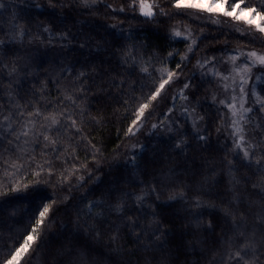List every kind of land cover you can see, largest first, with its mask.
<instances>
[{
  "label": "trees",
  "instance_id": "16d2710c",
  "mask_svg": "<svg viewBox=\"0 0 264 264\" xmlns=\"http://www.w3.org/2000/svg\"><path fill=\"white\" fill-rule=\"evenodd\" d=\"M0 2L6 4L0 9V39L5 41L0 45V108L9 107V97L5 93L9 90V81H13L11 90L20 103L40 101L43 95L53 104L67 105L80 122L85 137L81 139L80 134L72 129L69 132L72 139L69 141L68 136L64 137L71 143L68 153H63L62 145H57L63 153L59 158L58 153L48 150L44 159L52 161L51 176L48 165L42 171L36 167L37 163L44 162L38 146L36 161L30 167L25 165L23 175L17 173L18 181L23 179L30 185L26 191H10L13 187L9 182L11 177L4 175V165L0 164V181L8 193L0 196V264L30 232L38 210H42L41 205L50 204L53 200L56 203L45 219L42 237L33 243L21 264L25 261L27 264H46L61 243L87 246L92 264H115L117 260L128 258L129 253L134 259L152 255L143 251L144 246L158 249L161 244L164 247L155 254L174 253L175 264H207L209 252L205 250L201 254L198 240L205 239L215 245L222 232L230 229V224L219 208L211 209L207 205L196 208L194 197L199 196L203 201L217 205L228 204L233 196L228 175L229 161L233 162L237 178L245 181L236 186V191L240 194L239 209L249 220L257 211L255 206L249 209V202L259 200L261 196L259 190L251 186L257 180L255 164L249 166L242 152L237 154L239 150L234 149L227 130L217 131L221 116L230 113L218 104L217 98L213 100V95L216 96L214 78L209 74L202 75L213 66L198 68L197 60L214 56L215 65H218L238 48L264 50V35L251 28L250 32L237 35L230 27H214L207 22L200 24L187 11L172 7L174 0H158L168 15L157 11L154 18H145L138 10L133 12L129 8L130 0H100L91 10L79 7L77 0ZM246 2L256 4L259 0ZM51 4L57 7L53 8ZM61 4L67 7H60ZM106 5L117 10L123 7L125 11L114 12ZM13 22L25 32L22 41L18 38L10 42L6 35L12 30ZM175 26H186L199 37L194 53L187 52V40L170 34ZM45 28L49 31H44ZM62 34H67V39H63ZM132 45L139 49L136 53L138 62L124 64L122 50ZM186 54L188 60L181 62V57ZM140 59L147 62L148 73L140 71ZM24 60H28L32 68L24 66ZM178 63L181 64L180 69H176ZM5 64L9 68L15 65L17 71L9 76ZM162 67L178 72L179 79L173 84L177 83L179 88H183L184 82H190L185 94L197 115L204 117L201 130L193 128L189 119L181 118L174 111L173 115L179 120L173 125L172 137L163 138L149 132V125L134 136L126 135L132 110L137 101L146 97L154 87V82L161 75L157 70ZM81 72L84 76L77 79ZM121 82L123 87H118ZM45 83L46 90L42 91ZM81 83L85 93H77L76 96L86 97L82 104L79 98L77 100L85 109L83 116L79 115V107L61 96L64 90L71 94V89ZM157 102L158 99L152 102L149 112L153 109L156 112ZM40 103L43 105L44 101ZM250 115L254 120H264V113ZM146 116L149 124L157 117L156 114L148 116V112ZM158 118L160 124L164 117ZM3 136L4 129L0 127V137ZM199 136L205 139H199ZM254 136L259 139L264 136V131L257 129ZM252 137L250 132L249 138ZM181 140L185 142L180 144ZM89 141L96 145L98 152H93ZM4 147L11 146L0 139V150ZM133 155L135 165L130 163ZM82 164L86 167H81ZM35 171H41V175L34 176ZM61 173L65 176L63 184L59 183ZM37 180L40 183H34ZM152 185L156 186L158 199L149 191ZM142 191L148 195L137 204L135 195ZM181 191L183 199L179 195ZM124 193L129 195L124 196L126 204L121 217L110 211L108 205L115 203ZM173 195L175 199H170ZM88 201L105 202V218L101 221L84 217L78 225L75 223L77 216L82 210L86 211ZM197 216L201 219L199 232L192 226ZM133 221L137 225L135 232L143 236L139 243L132 234ZM154 222L160 226L157 235L163 233L159 241L152 235ZM91 223L100 229L99 236L88 228ZM117 225H120V254L113 250L116 245L110 239ZM36 244L41 247L33 254Z\"/></svg>",
  "mask_w": 264,
  "mask_h": 264
},
{
  "label": "snow or ice",
  "instance_id": "6c2138e0",
  "mask_svg": "<svg viewBox=\"0 0 264 264\" xmlns=\"http://www.w3.org/2000/svg\"><path fill=\"white\" fill-rule=\"evenodd\" d=\"M78 6L84 9H95L99 4L100 0H77ZM228 9L226 10L225 6ZM51 7L55 8L57 5L51 4ZM60 7H67V5H59ZM6 7V4L0 2V9ZM106 7L112 9V11L124 12L125 9L121 7L120 9L113 8L112 5H106ZM177 10L190 9L195 10L196 13H208V14H222L224 17L232 18L235 21H243L250 28H253L259 34L264 35V0H259L258 3L252 4L246 2V0H174L172 4ZM129 8L136 12L138 10L139 14L145 18H154L157 11L161 15H168V13L160 6L158 0H130ZM239 9V12L237 10ZM218 22V21H214ZM113 28L116 25H112ZM18 29V33H17ZM44 31L48 32L49 29L45 28ZM173 34L176 37H181L187 41H190L187 47L188 53H194L197 46L199 37L195 36L192 31L187 30V34L184 35L181 31L173 29ZM10 42H15L18 38L22 41L25 32L23 28L12 23V30L7 33ZM51 35V33H50ZM63 39H67V34H62ZM5 43L4 40L0 39V45ZM83 46V45H81ZM122 61L124 64H136L137 54L139 49H136L134 45L130 46L126 50H122ZM169 56L172 55L171 52L168 53ZM243 57V60L241 58ZM188 55L181 57V62L188 60ZM216 57H202L197 60L198 68H205L207 65H212L215 68ZM229 61L231 62L230 71L227 75L223 73H218L212 71L213 76L220 77V87L225 92L231 89V94L219 100V104L223 105L230 115L221 116V124L217 131L225 129L228 131L229 136L232 139L233 146L235 150L242 152L243 159L247 161L249 166L253 163L256 167L257 180L252 183L253 189H258L261 199L250 201L249 209L253 206L257 208V211L249 220V217L245 215L243 211L239 209L240 194L236 191V186L244 183L241 178H237L235 175V169L232 166V161H229V172L230 177L229 183L232 186L231 191L233 196L231 200L226 205H217L215 203H209L203 201L199 196L194 197V205L196 208H201L205 205L211 209L219 208L225 220L230 224V229L228 231L222 232L216 241L215 245L209 244L205 239L198 240L200 244L201 254L207 250L209 255L207 257V264H264V136L256 139L254 136L255 130L259 129L264 131V120H254L253 116L250 114H255L256 112L264 113V95H261L259 91L255 88L251 89V95L254 96V100L251 105H249V95L250 92L246 90V86L253 81V69L259 67L264 69V50H247L239 51L237 50L235 55L229 56ZM237 61H240L238 64ZM146 61L143 59L139 60L140 71L143 73H148L149 69L146 66ZM4 68L8 70V75L11 76L17 71L15 65L11 68L7 64ZM181 64L176 65V69H180ZM161 75L154 82V87L150 89L149 94L137 101L136 107L132 110V118L129 126L126 129V135L134 136L137 132L141 130L144 126V122L147 121L148 116L154 114L153 111L148 110L152 107V102L161 98L162 92H164L166 86H171V84L179 79L177 71L171 70L167 67H162L158 69ZM202 75H207V73H202ZM84 73L81 72L77 79L83 77ZM231 81V84L227 83ZM13 81H9L8 91L5 93L9 97L7 104L9 107L7 109L0 108V127L4 129V136L0 139H4L6 144L11 146L10 148L4 147L0 150V164L4 165L3 173L7 177H11L10 183L13 187L10 189L12 192L26 191L29 189L30 185L26 183L23 179L17 180V173L23 175L22 170L25 165L31 166L33 162L36 161L35 152L37 147H41V159L43 163H37L36 167L41 171L45 169V165H48L49 176L53 175L52 172V161L44 159L48 155V150L50 149L53 153L59 154L68 153L71 148V143L64 140L65 136H68L70 141L72 137L69 132L74 129L77 134H80L81 139H85L83 135V129L80 126V122L73 116V112L69 111L67 105L62 106L60 103H54L47 100L43 95L40 97V101H44L41 105L40 101L28 100L25 103H20L18 99L15 98L13 91L11 90V85ZM190 82H184L183 88L179 89L175 95L171 97L173 106L168 109L167 114H165L163 121L160 124H152V129H157L161 126L169 127L172 123L176 121H169V116L175 110V101L177 99L182 101H188L189 97L185 94V90L189 88ZM118 87H123V82H121ZM46 90V83L42 85V91ZM237 90L239 95H237ZM77 93H85L84 84L81 83L76 85L71 89V94L68 90L61 92V96L64 100L69 101L71 105L80 108V116L84 115L85 109L77 103L78 98L83 103V99L86 97H77ZM59 99V98H58ZM213 100H216L215 94L213 95ZM49 104H53L50 108ZM246 105H249L246 107ZM258 106V107H256ZM74 111V109H73ZM196 112L195 108L189 110L187 106H181V114H187L189 117H193ZM203 116H195L192 119V126L196 128L197 120H203ZM253 133V137L250 139L249 134ZM199 139H205L203 136H199ZM185 141L181 140L180 144ZM93 152H98L99 149L96 148L95 144H91ZM177 144V147H180ZM57 145L63 146V153H60V149ZM135 147V146H133ZM135 155L130 159V163L135 165ZM67 161H65L66 163ZM81 167H86V165H81ZM41 171H35L34 176L39 177ZM65 176L61 173L59 183L63 184ZM83 178L81 177V180ZM251 179L250 177L248 178ZM38 184L40 181H35ZM151 193L159 198V193L156 192V186L152 185L150 190ZM8 193L4 190L3 181H0V196H5ZM129 195L124 193L121 197L117 198L115 203L109 204L108 209L115 212L119 216H124V208L126 200L124 196ZM148 192H143L139 195H135V202L137 204L142 203ZM180 197L184 198V193L181 191L179 193ZM170 199H175V195L170 196ZM56 203L53 200L50 204L41 205L42 210H38V216L34 218V226L31 230L22 238V243L16 247L9 257H5L3 264H21L25 254L33 248V243L36 240L41 239L43 226L45 219L53 210V205ZM86 211L78 214L75 223L79 225L80 220L84 217L93 218L95 220H104L105 218V202L103 201H88L85 204ZM99 209V211H96ZM130 220V218H128ZM123 222V221H122ZM133 235L136 237V242L139 243L143 236L140 233H136L134 228L135 222H132ZM196 232H199L201 228V219L199 216L196 217L194 224L192 225ZM211 228V223L208 224ZM88 228L93 232L94 235H100V229L95 223L88 224ZM160 232V226L158 223L154 222V230L152 235L155 240L159 241L161 235H157ZM111 241L116 247L113 249L117 254L122 251V245H120V225H117L110 236ZM41 247L40 244H36L34 250L38 251ZM164 245L161 244L158 249H153L150 245H145L143 251L152 253V255H143L138 259L133 258V254L129 253L128 258L123 260H117L115 264H175L174 253H161L157 256L155 253L163 248ZM25 264L27 262L25 261ZM46 264H92V258L90 251L87 246L82 244L73 243H61L59 247L55 248L50 256V259Z\"/></svg>",
  "mask_w": 264,
  "mask_h": 264
},
{
  "label": "rangeland",
  "instance_id": "374dc122",
  "mask_svg": "<svg viewBox=\"0 0 264 264\" xmlns=\"http://www.w3.org/2000/svg\"><path fill=\"white\" fill-rule=\"evenodd\" d=\"M226 10H230L228 9L227 5L225 6ZM182 11H187L188 15L192 16L193 18H195L200 24H205L207 22V24L213 25L214 27H219V28H226V27H230L233 28V30H235V32H237V35H243L244 33H248L250 32L249 30V26L243 22V21H235L232 18L229 17H224L222 14H208V13H196L195 10H190V9H181ZM237 12H239V9L237 10ZM214 21H218V22H214ZM260 23H264L261 21H258ZM173 29L179 30L181 31L182 34L186 35L187 34V30H189L188 27L184 26L183 28L180 26H175L173 28H171L170 30V34L175 37V38H183V35L181 37H176L173 34ZM254 31H256L253 28ZM233 32V31H232ZM190 43V41H188ZM237 50L239 51H247L249 49H243V48H238ZM237 50L232 51V53L230 55H235ZM35 55V54H34ZM229 55V56H230ZM229 56L226 60H223L220 64L215 65V68L213 69L210 68V70L207 72V74H209L211 77L214 78L215 82H216V88L215 93H216V98L218 99V104H219V100L220 99H224L226 97H228L231 94V89H229L228 92H225L224 90H222V88L220 87V77L219 76H213L212 75V71H216L218 73H223L225 75L228 74V72L230 71V67H231V62L229 61ZM241 60H243V57L241 58ZM25 62L23 63V65L27 66L28 69L32 68L30 66V63H28V60H24ZM237 63L239 64L240 61H237ZM32 73V72H31ZM174 83V82H173ZM171 84V86H166L164 92H162L161 98H158V102L155 108V113L153 115L156 114V119L151 121V123L149 124L148 122H144V126L149 125V132H154L155 134L157 133L160 137L163 138H170L173 136V125L175 123H172L170 125V127L172 128V130H169V127H165V126H161L157 129H152L151 125L152 124H159V118L161 116H165V114H167L168 109L171 108L173 106V102L171 100V97L173 95L176 94V92L181 89L179 88V85L177 83L175 84ZM227 83L231 84V81H228ZM264 86V69H260L259 67L254 68L253 69V81L250 82V84L248 86H246V90H248L250 92L249 95V105H251L252 101L254 100V96L251 95V89L255 88L256 91H259L262 95V87ZM237 95H239L238 90H237ZM178 99L175 101V113L178 114L181 118L184 119H189L190 122L192 123V119L197 116V113L195 112L193 114V117H189L187 114H181V106H187L189 108V110H191L193 107L191 101H182L180 100V102H178ZM220 106H223L221 104H219ZM249 105H246L249 106ZM224 107V106H223ZM174 111L171 113V115L169 116V121H178L179 119L176 118V116H174ZM155 117V116H154ZM196 129H198L199 131L201 130V120H197V124H196ZM142 130V128H141ZM141 132V131H140ZM139 132H137L136 134H138Z\"/></svg>",
  "mask_w": 264,
  "mask_h": 264
}]
</instances>
